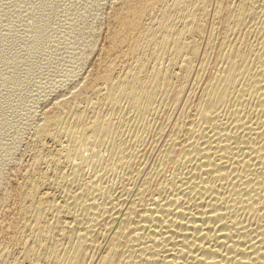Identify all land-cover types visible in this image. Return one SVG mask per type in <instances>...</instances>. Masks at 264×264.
<instances>
[{
  "label": "bare ground",
  "instance_id": "bare-ground-1",
  "mask_svg": "<svg viewBox=\"0 0 264 264\" xmlns=\"http://www.w3.org/2000/svg\"><path fill=\"white\" fill-rule=\"evenodd\" d=\"M133 1L114 16L126 46L138 37L127 51L166 66L143 79L90 81L43 117L36 143L53 140L65 155L36 152L23 168L13 246L24 240L10 263L264 264V0ZM212 51L221 68L204 80ZM91 100L100 109L79 107ZM157 109L165 121L150 142ZM85 147L107 152L92 151L91 174ZM147 147L158 168L139 182ZM135 167L138 185L135 172L113 182Z\"/></svg>",
  "mask_w": 264,
  "mask_h": 264
},
{
  "label": "rangeland",
  "instance_id": "rangeland-1",
  "mask_svg": "<svg viewBox=\"0 0 264 264\" xmlns=\"http://www.w3.org/2000/svg\"><path fill=\"white\" fill-rule=\"evenodd\" d=\"M123 1L0 0V49L2 50H0V264H12L21 260L19 244L23 243L24 235L21 233L22 238L19 237V241L20 239L21 241L18 245L13 246L16 242L13 240L17 239L12 240V238L14 236L16 238L15 223L19 217L17 196L24 189L23 184L20 185V182L23 183L22 180L24 179V175H22L24 173L23 168L30 163L33 157L32 154L34 155L36 152H40L41 155L44 154L48 159L55 154L58 159L65 155L64 153H62L63 155L59 153V156L54 152L58 145L53 140L41 141V145L38 143L40 146L36 143V129L42 120L53 114L54 108L60 102V99L69 97L73 91L83 88L91 83L90 81L101 78L113 83L118 77L125 78L126 75L127 77L135 75L138 79H143L146 73L154 72L158 68L162 69L165 65L162 60L159 62L152 60L151 55L145 51L139 49L131 53L127 51L129 46L137 42L138 37L131 38L130 44L126 46L125 42L122 41L123 36L121 35L123 34L118 32L114 16ZM136 1L140 0H134L133 2ZM167 1L170 2V0ZM153 16H151L150 22L154 25L159 15H157V18L156 14H153ZM207 26H209V22ZM39 27H43L42 30ZM209 27L206 28L204 40L203 42L201 40L200 43L201 45L203 44L202 50H204L205 39H208L211 35V28L209 30ZM115 36L119 39L121 38V40ZM213 54H216V52L212 51L211 55L207 57L209 59L215 57ZM148 55H150V59H148ZM208 58V62H206H211V64L209 63L208 66L206 64V67L201 72H204V75L202 74L204 80L209 79L208 75L216 76L219 73L218 69L221 68L220 60H217L218 57H215L216 62L214 58L211 59L212 61ZM142 64L145 68L144 66L142 67ZM196 64L195 69L199 67V64ZM218 65L219 67L217 68ZM151 66H153V69ZM140 67L141 70H139ZM213 74L216 75L213 76ZM114 78L115 80L113 81ZM191 83L193 84V81ZM173 84H175V81ZM94 102V100L86 102L87 105L82 102L79 107L87 111L91 107V109L96 107V110L99 106H96L97 104ZM164 105L163 108L168 111H166L167 114H170L172 112L170 103L168 104L165 101ZM121 107H124L123 103ZM102 111L105 115L110 113L107 110L105 111L104 108H102ZM160 112L158 110L159 114ZM164 112L160 114L161 116L156 113V117H153V125L150 123L152 127L149 126L147 134H145L147 140L149 139L150 141L154 138L153 134H156L155 132L157 131L154 126L157 124L156 127L158 129L164 123ZM110 114L108 115L109 117H111ZM108 116L107 118H109ZM160 118L161 120H159ZM155 120L156 122H154ZM151 130L154 132H151ZM60 139H62V144L67 141L65 136ZM105 142L107 143V140ZM85 148L79 149L80 155L85 156L84 158L80 156V160H88V162L84 160L86 163L82 169L85 174H91L97 165V162L90 160V157L94 155L92 151H98L99 158L101 156L103 158L107 157V152L106 149L101 150L98 148L95 150L86 148L85 151ZM148 150L150 151L148 152ZM152 150L151 147H147L145 149L146 153L144 152L143 158L141 157L145 168L143 166L141 168L143 171L138 176L140 177L139 182L142 180L141 175L143 178L145 172L158 168V155L155 149L154 151ZM148 153L150 155H147ZM80 160H75L76 162L74 161V163ZM163 167L159 164V169L162 168L163 174L169 175L168 169ZM65 168L64 172L68 173L70 170L69 166ZM136 171V167L129 170V172L128 170L119 171L120 173L118 172L115 177L116 180H112L115 184L120 181L123 184L124 180L129 178L126 175L130 172V174L135 172V177H133L138 185ZM130 174L128 176L132 178ZM120 178H124L123 181ZM121 183L116 185L120 186ZM20 188L22 191H20ZM16 258H19V261Z\"/></svg>",
  "mask_w": 264,
  "mask_h": 264
}]
</instances>
